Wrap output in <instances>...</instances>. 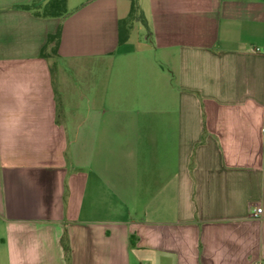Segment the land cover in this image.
<instances>
[{"label":"crops","instance_id":"1","mask_svg":"<svg viewBox=\"0 0 264 264\" xmlns=\"http://www.w3.org/2000/svg\"><path fill=\"white\" fill-rule=\"evenodd\" d=\"M27 1L0 0V264L264 261V0H145L135 44L127 0Z\"/></svg>","mask_w":264,"mask_h":264},{"label":"trees","instance_id":"2","mask_svg":"<svg viewBox=\"0 0 264 264\" xmlns=\"http://www.w3.org/2000/svg\"><path fill=\"white\" fill-rule=\"evenodd\" d=\"M129 10L125 17L117 21V43H123L129 35L132 22L137 17L136 0H129ZM19 8L29 11L33 16L39 18H61L67 14L66 0H28L27 2L18 5ZM60 27H57L55 32L46 36L45 43L39 50L41 57L56 56ZM46 51V52H44ZM64 251L65 261H68V246L64 236L60 239Z\"/></svg>","mask_w":264,"mask_h":264},{"label":"rangeland","instance_id":"3","mask_svg":"<svg viewBox=\"0 0 264 264\" xmlns=\"http://www.w3.org/2000/svg\"><path fill=\"white\" fill-rule=\"evenodd\" d=\"M128 3L130 2L129 0H127ZM136 4H137V18L141 17L143 15V10L146 7V3L145 0H136ZM144 28L142 27V25L138 22V19H135L132 22L131 25V29L129 31V37L126 39L128 40L127 42L129 44H135L139 42H144L145 38H144ZM85 68L84 70H79V71H74L72 73V75L75 77V80L79 79L81 77L82 74H84V76H90L92 79L94 77H97L99 74H102V69H101V64L99 63H90L87 62L84 64Z\"/></svg>","mask_w":264,"mask_h":264},{"label":"built area","instance_id":"4","mask_svg":"<svg viewBox=\"0 0 264 264\" xmlns=\"http://www.w3.org/2000/svg\"><path fill=\"white\" fill-rule=\"evenodd\" d=\"M255 51H258L257 48L254 49ZM261 213V208L260 207H255L252 209L250 216L253 218H256L259 214ZM252 264H264V261L262 260H257L255 262H253Z\"/></svg>","mask_w":264,"mask_h":264}]
</instances>
